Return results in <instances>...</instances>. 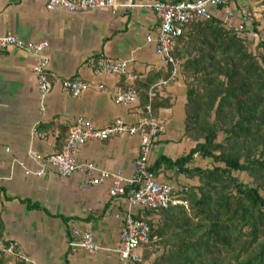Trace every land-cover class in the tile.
Returning <instances> with one entry per match:
<instances>
[{"label":"crops","instance_id":"crops-1","mask_svg":"<svg viewBox=\"0 0 264 264\" xmlns=\"http://www.w3.org/2000/svg\"><path fill=\"white\" fill-rule=\"evenodd\" d=\"M259 2L230 0L227 6L211 8V12L232 28L246 18L257 40L264 29V6ZM254 22L258 31L253 28ZM158 27L159 19L151 10L135 9L125 15L112 14L108 9L70 12L63 8L48 10L45 0H0V35L50 42L47 55L53 85L44 98L34 73L36 57L17 47L0 52V240L16 243V252L28 259L23 264H123L114 249L130 208V187L112 197L109 181L87 184L82 171L61 178L47 165L42 176L27 173V169L34 172L40 168V163L28 156L29 150L44 156L62 150L78 117L96 127L116 118L135 123L145 117L141 97L145 93L149 98L159 96L171 103L157 112L163 130L150 163L163 155L177 159L194 146L184 134L186 92L182 77L158 78V73L169 70L157 54L155 43L148 41V37L157 36ZM100 57L127 61L137 76L135 104L124 106L114 101L115 94L126 89L129 80L94 73L91 62ZM67 79H82L88 88L73 97L62 90V82ZM139 145L138 136L91 139L80 148L78 159L131 177ZM209 161L196 155L186 167L206 168ZM155 175L157 180L177 188L198 184L197 177H189L177 168L163 167ZM132 211L145 220L158 222L156 212ZM75 228L94 235L101 247L97 254L71 248ZM156 255L149 256L145 247H140L133 264H152Z\"/></svg>","mask_w":264,"mask_h":264},{"label":"trees","instance_id":"trees-1","mask_svg":"<svg viewBox=\"0 0 264 264\" xmlns=\"http://www.w3.org/2000/svg\"><path fill=\"white\" fill-rule=\"evenodd\" d=\"M253 28L259 30L255 22ZM262 32L257 40L240 38L236 28L212 15L187 24L176 41L172 54L186 92L184 134L194 146L177 159L160 156L149 170L177 168L198 184L180 191L186 206L141 209L158 214V222L147 220L158 239L142 246L149 256L158 252L152 264H264ZM171 71L169 65L158 78H170ZM141 97L151 108L145 117L156 118L160 108L171 106L159 96ZM196 155L212 167H186ZM0 264L23 260L0 256Z\"/></svg>","mask_w":264,"mask_h":264},{"label":"built area","instance_id":"built-area-1","mask_svg":"<svg viewBox=\"0 0 264 264\" xmlns=\"http://www.w3.org/2000/svg\"><path fill=\"white\" fill-rule=\"evenodd\" d=\"M230 0H45L48 10L63 8L70 12H84L89 9H108L112 14H127L135 9L153 11L159 19V27L155 38L148 37L149 42L155 43V50L168 65L172 66L171 77L180 75V65L172 54L177 39L182 35L184 27L196 20L211 18V8L225 7ZM264 11V7H263ZM231 13H229V16ZM238 36L243 39L254 40L257 36L246 18L236 27ZM12 47L24 49L37 59L34 67L37 87L44 98L52 89L53 80L49 70L50 59L47 52L50 48L48 40L28 41L15 34L0 35V52ZM94 73L106 74L118 78H126L129 85L118 91L114 101L124 106H131L138 101L137 89L134 80L137 76L128 68L127 61L100 57L91 62ZM163 82V81H162ZM165 82V81H164ZM102 87V86H99ZM88 88V83L82 79H67L62 82L65 93L78 97ZM150 113V105L146 106ZM163 130L160 121L152 116L142 117L135 123L125 122L116 118L110 124L96 127L86 118L78 117L70 130L62 150L47 156L31 149L28 156L40 163L36 171L26 170L42 176L46 173V166L50 165L61 177L66 178L78 171L86 175V183L97 185L110 182V195L117 197L125 193L130 187L128 195L130 208L125 213L120 230L119 245L116 251L123 264H133L135 251L144 244H150L158 239L152 234L147 220L135 217L132 209H167L175 205H187L181 197L180 191H187L188 186H176L157 180L153 171L149 170L150 156L155 147L159 134ZM138 136L140 145L135 161V172L127 177L120 172H111L100 169L93 162H80L78 153L80 148L89 140H106L111 137ZM75 238L72 249H84L91 254H97L101 247L90 231L75 228L72 231ZM0 256H9L13 259L28 260L16 252V243L0 240Z\"/></svg>","mask_w":264,"mask_h":264},{"label":"rangeland","instance_id":"rangeland-1","mask_svg":"<svg viewBox=\"0 0 264 264\" xmlns=\"http://www.w3.org/2000/svg\"><path fill=\"white\" fill-rule=\"evenodd\" d=\"M260 5H263L264 6V0H260ZM253 46V45H252ZM251 49L253 50V51H255L256 49H254L253 47H251ZM181 76V75H180ZM182 77V76H181ZM182 80H183V84H184V87H185V83H184V78L182 77ZM212 162H211V160L209 161V163H208V167H212ZM242 181H244V182H248V183H250L251 182V178L249 177V175L247 174V173H245V172H237V173H235ZM155 247H157V246H155ZM161 249H162V247H158V250H160L161 251ZM156 254H158V252H156Z\"/></svg>","mask_w":264,"mask_h":264}]
</instances>
